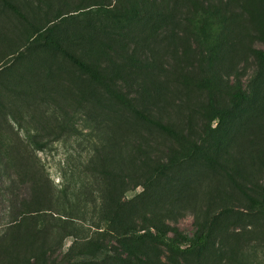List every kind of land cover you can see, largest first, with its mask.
I'll return each mask as SVG.
<instances>
[{
	"label": "rangeland",
	"instance_id": "rangeland-1",
	"mask_svg": "<svg viewBox=\"0 0 264 264\" xmlns=\"http://www.w3.org/2000/svg\"><path fill=\"white\" fill-rule=\"evenodd\" d=\"M258 52L264 0H0V264H264Z\"/></svg>",
	"mask_w": 264,
	"mask_h": 264
},
{
	"label": "trees",
	"instance_id": "trees-1",
	"mask_svg": "<svg viewBox=\"0 0 264 264\" xmlns=\"http://www.w3.org/2000/svg\"><path fill=\"white\" fill-rule=\"evenodd\" d=\"M258 56L262 61H264V52H258ZM162 127V126H161ZM250 201L253 205V207L261 212L264 215V203L259 202L258 200L251 198ZM167 232H173L170 228L164 227L163 230H159L157 232V240L167 247V249L175 255L179 254H190L194 252L197 249H204L209 244V236L204 234L199 238L189 240V246L187 248H184L181 244H179L176 239L170 238L167 234ZM127 236L133 239H141V236L138 235L134 230H129L127 233Z\"/></svg>",
	"mask_w": 264,
	"mask_h": 264
}]
</instances>
